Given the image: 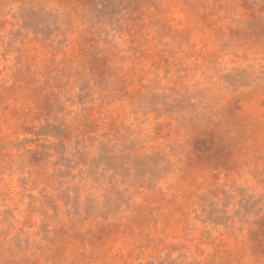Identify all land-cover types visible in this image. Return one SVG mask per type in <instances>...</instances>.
I'll list each match as a JSON object with an SVG mask.
<instances>
[{"label":"rangeland","instance_id":"374dc122","mask_svg":"<svg viewBox=\"0 0 264 264\" xmlns=\"http://www.w3.org/2000/svg\"><path fill=\"white\" fill-rule=\"evenodd\" d=\"M0 264H264V0H0Z\"/></svg>","mask_w":264,"mask_h":264}]
</instances>
